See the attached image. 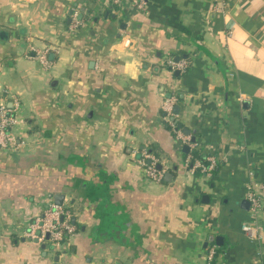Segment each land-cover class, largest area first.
I'll return each mask as SVG.
<instances>
[{
	"label": "crops",
	"instance_id": "0c3cea01",
	"mask_svg": "<svg viewBox=\"0 0 264 264\" xmlns=\"http://www.w3.org/2000/svg\"><path fill=\"white\" fill-rule=\"evenodd\" d=\"M0 100L19 104L0 264H264V207L260 238L241 229L264 183V0H0ZM48 203L75 226L58 247L23 235Z\"/></svg>",
	"mask_w": 264,
	"mask_h": 264
},
{
	"label": "built area",
	"instance_id": "2783aa9c",
	"mask_svg": "<svg viewBox=\"0 0 264 264\" xmlns=\"http://www.w3.org/2000/svg\"><path fill=\"white\" fill-rule=\"evenodd\" d=\"M124 1L130 2L137 8H144L145 0H105L108 4L122 5ZM228 0H221L224 4ZM166 64L170 66L172 70H184L186 67L185 60H173L171 57L166 59ZM174 97H167L163 100L161 108L163 116L168 122V125L174 133L176 139L181 143H188L190 146L194 145L189 142L190 135L181 131L180 127L176 124L175 114L173 113ZM18 102L14 103V106L8 107L2 100H0V147L16 149L19 142L17 141V135L13 128L18 120ZM141 162L145 166V175L151 180L160 181L162 177V170L156 167L157 159L148 153L145 149L141 151ZM149 158V163H145L144 159ZM209 160L208 165H204L199 160L190 162V157L185 160V165L188 166V170L195 172L196 169L209 172L215 162L213 156L207 158ZM246 197L250 202V212L255 218L252 221L244 222L241 225V229L251 239H257L261 236L262 226L256 217L264 207V183H255L247 185ZM71 211L61 205L55 203H48L43 207L39 214L28 223L27 228L23 231V235L29 239H36L37 241H48L52 245L58 247L64 239L72 235L75 230V226L71 221ZM215 250L209 248L206 253V263L210 264L213 260Z\"/></svg>",
	"mask_w": 264,
	"mask_h": 264
},
{
	"label": "water",
	"instance_id": "95a60500",
	"mask_svg": "<svg viewBox=\"0 0 264 264\" xmlns=\"http://www.w3.org/2000/svg\"><path fill=\"white\" fill-rule=\"evenodd\" d=\"M178 109V107H175V110H177ZM186 132H189V130L188 129H184ZM158 167L160 168V165H158ZM168 176H170V173H166L165 174V177H168ZM60 196H62V195H60ZM58 203H61L60 201H58ZM36 240V239H35Z\"/></svg>",
	"mask_w": 264,
	"mask_h": 264
},
{
	"label": "trees",
	"instance_id": "16d2710c",
	"mask_svg": "<svg viewBox=\"0 0 264 264\" xmlns=\"http://www.w3.org/2000/svg\"><path fill=\"white\" fill-rule=\"evenodd\" d=\"M167 127H169V125H167ZM202 160H204V158H202ZM212 171H213V169H212Z\"/></svg>",
	"mask_w": 264,
	"mask_h": 264
}]
</instances>
